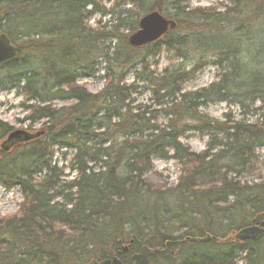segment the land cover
<instances>
[{
	"label": "trees",
	"instance_id": "16d2710c",
	"mask_svg": "<svg viewBox=\"0 0 264 264\" xmlns=\"http://www.w3.org/2000/svg\"><path fill=\"white\" fill-rule=\"evenodd\" d=\"M154 10L174 29L130 47L122 31ZM95 14L114 24L88 26ZM0 34L17 53L0 64V90L23 96L24 122L42 126L40 137L0 152V185L22 196L16 215L0 217V264L127 261L142 245L160 251L152 258L173 254L166 264H264V236L225 242L264 221V182L239 179L264 147V0L221 10L189 0H116L108 10L92 0H0ZM208 65L215 80L186 91ZM100 71L96 94L77 84ZM138 90L150 104H134ZM217 103L238 107L241 121L200 111ZM188 132L209 137L204 152L180 142ZM9 133L0 121V142ZM56 152L70 156L67 167ZM154 158L180 166L173 189L149 184ZM203 235L210 240L191 241Z\"/></svg>",
	"mask_w": 264,
	"mask_h": 264
},
{
	"label": "rangeland",
	"instance_id": "374dc122",
	"mask_svg": "<svg viewBox=\"0 0 264 264\" xmlns=\"http://www.w3.org/2000/svg\"><path fill=\"white\" fill-rule=\"evenodd\" d=\"M95 2L97 8L108 10L111 4L116 0H92ZM228 0H189L190 8H219L222 9L223 5H226ZM126 7L125 9H128ZM134 9V8H131ZM135 10V9H134ZM110 17L100 16L95 14L88 23V26L95 27L98 20L101 21V25L106 24L109 27L111 24ZM122 33L128 37L131 33L122 31ZM165 65L164 59L159 60L158 71ZM154 67H152L153 69ZM217 70L213 66H206L201 71L198 72L195 79L186 83L184 89L186 91H196L207 87L211 82L215 80L217 75ZM128 83L131 82V79L127 80ZM77 84L83 86L87 91L92 94L99 92L103 85L104 80L102 78V72L100 71L96 76L89 78H82L77 80ZM135 99V105H147L150 104V95L144 90H138L137 94L133 96ZM25 102L23 96L17 95L14 90L12 91H1L0 90V121L7 124L10 127V132L14 131H24L28 134L39 132L41 123L35 124L32 127L28 126L27 122H24L27 112L23 109L22 104ZM58 105H61L59 102ZM255 106H259V103H256ZM200 111L210 118L223 122L225 116H228L231 121H241L240 111L236 106H228L226 103H217L210 104L206 107L200 109ZM257 116H252L251 114L245 118V121L249 123H254ZM5 140V139H4ZM3 140V141H4ZM209 141L208 136H200L194 132L185 133L180 142L183 145H188L189 149L196 153L200 154L205 151L207 142ZM256 160L255 164H252L253 171L246 172L244 176L239 178L242 182L248 183H261L264 182V147L256 150ZM70 156L67 157V160L64 162L61 152L54 153L53 161L55 164L60 167H67L69 163ZM153 172L148 175L147 180L149 184L158 188H164L166 190L173 189L178 182V177L180 176V166L177 165L173 160H163L159 158L153 159ZM64 175L67 176V180H70L74 176L73 172L69 168L64 170ZM22 202V196L17 190V187H4L0 185V217H13L19 211V204ZM231 234H226L225 238ZM146 239H150L148 235L145 236ZM205 235L202 236L204 238ZM223 240L219 239V242ZM206 243V242H205ZM125 246V245H124ZM171 258L166 259L165 257L153 258L150 264H166V261H174L175 257L173 254H170Z\"/></svg>",
	"mask_w": 264,
	"mask_h": 264
},
{
	"label": "water",
	"instance_id": "95a60500",
	"mask_svg": "<svg viewBox=\"0 0 264 264\" xmlns=\"http://www.w3.org/2000/svg\"><path fill=\"white\" fill-rule=\"evenodd\" d=\"M174 27L175 23L166 19L158 11L149 12L138 20V29L127 38V43L129 46L136 48L151 44L160 39L168 30L173 29ZM15 56V47L10 44L8 38L4 34H0V64L13 59ZM36 136H39V133L30 135L24 131H14L7 136L5 142L0 147L3 151H7L11 144L14 145L15 142H26ZM261 235H264V222L261 223V227H258L254 225V221H252L250 226L240 229L233 235L232 239L242 242L244 240H256ZM230 239L231 238H228L227 240ZM207 240L208 237L199 241L205 242ZM191 241L195 240L192 239ZM155 252L156 251H150L146 246H143L138 254L132 256L133 264H149L148 257ZM99 264L120 263L116 258H112L111 260H106Z\"/></svg>",
	"mask_w": 264,
	"mask_h": 264
},
{
	"label": "flooded vegetation",
	"instance_id": "af4514ba",
	"mask_svg": "<svg viewBox=\"0 0 264 264\" xmlns=\"http://www.w3.org/2000/svg\"><path fill=\"white\" fill-rule=\"evenodd\" d=\"M124 253V252H123ZM125 253H127V252H125ZM119 260V263L120 264H133L134 262H133V260L131 261V257L129 258V260H127V261H121L120 259H118ZM125 260V259H124ZM124 262V263H123Z\"/></svg>",
	"mask_w": 264,
	"mask_h": 264
}]
</instances>
